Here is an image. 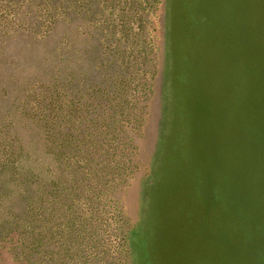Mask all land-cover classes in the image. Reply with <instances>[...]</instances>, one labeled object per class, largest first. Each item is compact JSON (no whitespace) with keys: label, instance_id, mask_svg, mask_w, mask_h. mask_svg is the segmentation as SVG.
<instances>
[{"label":"rangeland","instance_id":"1","mask_svg":"<svg viewBox=\"0 0 264 264\" xmlns=\"http://www.w3.org/2000/svg\"><path fill=\"white\" fill-rule=\"evenodd\" d=\"M178 2L0 0V264H144L176 133Z\"/></svg>","mask_w":264,"mask_h":264},{"label":"trees","instance_id":"2","mask_svg":"<svg viewBox=\"0 0 264 264\" xmlns=\"http://www.w3.org/2000/svg\"><path fill=\"white\" fill-rule=\"evenodd\" d=\"M178 1L176 133L136 249L144 264H264V0ZM173 197L190 211L170 217Z\"/></svg>","mask_w":264,"mask_h":264}]
</instances>
